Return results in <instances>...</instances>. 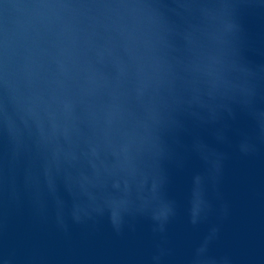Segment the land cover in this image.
Returning <instances> with one entry per match:
<instances>
[{
	"label": "water",
	"instance_id": "water-1",
	"mask_svg": "<svg viewBox=\"0 0 264 264\" xmlns=\"http://www.w3.org/2000/svg\"><path fill=\"white\" fill-rule=\"evenodd\" d=\"M0 264H264V0H0Z\"/></svg>",
	"mask_w": 264,
	"mask_h": 264
},
{
	"label": "clouds",
	"instance_id": "clouds-1",
	"mask_svg": "<svg viewBox=\"0 0 264 264\" xmlns=\"http://www.w3.org/2000/svg\"><path fill=\"white\" fill-rule=\"evenodd\" d=\"M204 16L207 18V20L211 24V22H213V21H215L217 19H221L222 20L223 14L222 13L217 14V13H214V12H212V11H210V10L207 9L204 12ZM222 23H223L222 32H227V31H225V28H224L225 24H230L231 25V30L235 27V25H233L231 23H227V22H223V21H222Z\"/></svg>",
	"mask_w": 264,
	"mask_h": 264
}]
</instances>
